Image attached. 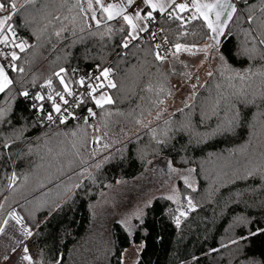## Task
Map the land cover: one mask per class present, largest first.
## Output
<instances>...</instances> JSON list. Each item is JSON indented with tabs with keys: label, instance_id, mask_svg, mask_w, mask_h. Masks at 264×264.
<instances>
[{
	"label": "trees",
	"instance_id": "trees-1",
	"mask_svg": "<svg viewBox=\"0 0 264 264\" xmlns=\"http://www.w3.org/2000/svg\"><path fill=\"white\" fill-rule=\"evenodd\" d=\"M16 4L0 33L10 44L0 53L11 59L12 80L0 92V218L20 214L33 238L32 263L123 264L126 250L141 244L135 264H264V0H238L211 75L146 128L172 108L175 83L194 72L195 51L210 35L201 18L164 13L160 28L173 49L161 61L153 42L129 40L122 17L93 23L82 0ZM108 63L115 87L94 94L111 97L95 105L96 126L86 118L92 95L64 123L38 131L31 100L53 105L49 95L57 103L66 93L61 77L73 90L78 68ZM159 158L189 170L194 182L179 181L177 198L155 197L128 227L115 223L110 248L92 243L99 198Z\"/></svg>",
	"mask_w": 264,
	"mask_h": 264
},
{
	"label": "rangeland",
	"instance_id": "rangeland-1",
	"mask_svg": "<svg viewBox=\"0 0 264 264\" xmlns=\"http://www.w3.org/2000/svg\"><path fill=\"white\" fill-rule=\"evenodd\" d=\"M93 23L95 22L93 21ZM136 32L137 29L135 32L131 29L132 36H135ZM212 45L214 46V42L213 40H210L207 43V46L212 47ZM208 47L204 50L206 54L203 57L204 59L195 64L194 72L191 77L185 82L175 83L176 96L172 103V108L169 107L159 112L142 128L153 126L159 121L169 117L179 104L183 103L185 100L188 101L191 98L193 95L192 93H194L193 90L196 88L197 84L205 81L209 75H211V56L215 49ZM101 96H104L105 99L110 98L111 100L109 91L104 90L93 96V102L95 105H97L96 100ZM104 103L105 102L101 101V105ZM181 180L186 181L187 183L194 182L189 170H182L175 167L167 158H159L154 160L146 172L141 176L117 183V185L100 197L99 202L93 206L94 224L90 233L91 242L98 244L103 248H110L112 246V233L115 223H121L128 227L133 218L142 217L145 206L157 196L165 195L173 199L177 198L178 183ZM9 214H15L17 217L21 218L20 214L15 209L10 211ZM9 214H7V216ZM5 218L6 214L0 218V226L3 224ZM18 228L21 230L20 232ZM18 228L16 227V232L14 231V227L13 229L10 226H7V229L5 227V233L0 238V255L4 256V254H7L6 250L8 248L10 249L12 243H18L23 239L24 231L27 230L23 219H21ZM12 232L15 234V238L10 234ZM13 238L14 240H12ZM140 248L141 244H132L124 254L123 264H135ZM181 264H189V261Z\"/></svg>",
	"mask_w": 264,
	"mask_h": 264
},
{
	"label": "snow or ice",
	"instance_id": "snow-or-ice-1",
	"mask_svg": "<svg viewBox=\"0 0 264 264\" xmlns=\"http://www.w3.org/2000/svg\"><path fill=\"white\" fill-rule=\"evenodd\" d=\"M28 3H34V0H27ZM97 4H100L101 10L103 13H106V19L107 20H112L116 17H122L123 20L127 23V25H129L132 29L133 32L136 31L137 29V24L134 22L135 21H139L141 19H154L153 17V12L156 11L157 9H159L160 12H164L165 11V7L163 4H158V3H154L153 0H142V3H144L145 5H147L149 8H151L152 11H149L146 13V15L144 17H141L140 13L138 11H135V17H133L132 15H126L125 11L126 9H124L123 7H118L117 5H113V4H108V5H104L101 0H96ZM129 5H131L133 3V0H128ZM172 4L175 5V9H178L180 12L185 11L186 9H188L189 5L186 3H180V4H175V0H172ZM171 6V5H170ZM92 5L91 3H89V8H91ZM192 7H194L196 9V11L200 14L201 17H203L204 21L207 24L208 29H210L213 33L219 35L222 33L223 31V27L227 24V22L232 18L233 13H235L236 11V6L235 4H233L231 2V0H223V2H221V0H215L214 3H203L200 4L198 3V0H193L192 3ZM17 10V4H16V0H0V12H6V11H10V14L3 17V19H0V32H3L4 30V25L8 20L12 19V16L15 15ZM215 12V23L213 22L212 18H211V14ZM170 17H172V13L168 14ZM223 17V19H222ZM176 19H181V17L179 15L175 16ZM195 18V17H194ZM93 19H95V15H93ZM97 23L99 24V21H97ZM147 27H142L140 28V31H146ZM9 31H11V29L9 28ZM14 35V33H13ZM57 35H59V33H57ZM131 35V34H130ZM133 39H135V36H132ZM0 43H8V37L4 36L3 39H0ZM262 43H264V41H262ZM125 48L128 46V42L125 41L124 45ZM16 47L20 48L21 51H24V45L23 44H17ZM157 48H159L160 46L157 45ZM184 46L180 45V44H176L175 48L177 51H180ZM184 50H188L190 51V49H186L184 48ZM11 58L12 60H16L19 57L17 56V54L15 52L11 53ZM156 58L158 60H164L165 57H161L159 55V53L156 54ZM15 70V69H14ZM20 71H23V69H20ZM64 70L61 69V72H63ZM109 74L108 70L105 69L104 72L102 73L103 76H107ZM57 76H59V73H56ZM99 79V77L97 78ZM60 82L61 84H64V90L65 92H67L69 95H71V91L68 88V85L64 83L63 78H60ZM51 80L47 81L48 86H51ZM80 83L83 85L84 81L81 80ZM11 84V80L8 78L7 74L4 71L3 66H0V92H3L5 90V88ZM109 86L111 87H115L114 84H111V82H109ZM91 88V86H89ZM100 87H103V85H100ZM96 89L95 88H91V92H95ZM91 94V93H90ZM22 95L27 96L28 93L24 92L22 93ZM57 95H60L59 93H57ZM61 100L63 101V103L67 104L68 101L64 99V97L61 95L60 96ZM35 99L37 100H43L44 97L37 95L35 97ZM49 100L53 101V107L55 112L60 113L61 109H60V105L56 104L53 97L51 95H49L48 97ZM95 99V98H94ZM101 101L105 102V103H111L110 98L105 99L104 96H101L99 99L96 100V104L97 106H102L101 105ZM40 110H43V106H40ZM90 114H93L91 112V109H89ZM47 119L52 120L53 117L51 114L48 115ZM66 120V117H61L60 122L64 123ZM13 181L15 180V176H13ZM189 205L191 206V200H189ZM11 216L12 219H14L16 221L17 224H19L21 222L20 217H17L15 214H9ZM181 215H184V213H181ZM8 220L5 219L3 221V226H0V235L5 233V226L8 225ZM177 226H179L180 220L179 218H177L176 220ZM27 235H31V232L28 231L26 233ZM25 252H27V248H25ZM5 259H7V257H5ZM25 260H31L30 256H25L24 257Z\"/></svg>",
	"mask_w": 264,
	"mask_h": 264
},
{
	"label": "crops",
	"instance_id": "crops-1",
	"mask_svg": "<svg viewBox=\"0 0 264 264\" xmlns=\"http://www.w3.org/2000/svg\"><path fill=\"white\" fill-rule=\"evenodd\" d=\"M82 1H83V4L85 6L86 11L89 13V15L91 16L92 20L95 23L97 21L106 19V15L107 14L102 12L100 4H97L96 0H82ZM101 2L105 6L108 5V4H113V5H117L118 7H123L124 9H126L125 14L126 15H132L133 17H135V11H138L140 13L141 17L145 16L144 12L152 11L151 8H149L147 5L142 3V0H133V3L131 5H129L128 0H101ZM153 2L164 5L165 11L162 12V13H174V14L179 15V14H182L184 12H187L186 15H185V18L187 20L188 19H192L194 17L195 18H201L202 21L206 24V22L204 21L203 17H201L200 14L196 11V9L194 7H192L193 0H175V4L186 3V4L189 5L188 9H186L185 11H182V12H180L178 9H175V5L172 4V0H153ZM214 2H215V0H198V3H200V4H203V3H214ZM221 2H223V0H221ZM231 2L233 4H235L236 9H237L238 8V0H231ZM89 3H91V5H92L91 8H89ZM156 11H159V9H157ZM98 12H99V15H98ZM9 14H10V11L0 12V19H3V17H5V16H7ZM93 15H95V19H93ZM211 18H212L213 22L215 23V12H213L211 14ZM222 19H223V17H222ZM134 22L138 25L137 26V32H136V35H135L137 37V36H140L142 33L145 32V31H140V28L146 26V21H145V19H141L139 21H135V19H134ZM226 25L223 27V31L219 35L213 33L209 29L210 30V35L208 36V38L206 39V41L203 44H201L200 46L197 47V49L195 51L196 53L200 54V60L199 61L204 59L203 57L206 55L204 50L206 49V47H208L207 43L210 40H213L214 46L212 45V47H208V48L217 49V47L220 44V41H221V38H222V34H223L224 30H225ZM212 56H213V54H212ZM212 56H211V59H212ZM10 60L11 59L9 58L8 55L0 53V66H3L5 73L7 74L8 78L11 80V76H10V73L8 71V68H7V65L9 64ZM11 82H12V80H11ZM5 219H7L8 222H9L7 226H10L12 229L14 227L15 228L14 231L17 232L16 227L18 228L19 224H17L14 220H12L10 215H8ZM1 226H3V224ZM7 226H5L6 229H7ZM18 230H19V232L21 231L19 228H18ZM27 232H28V228H27L26 231H24V236H23V239L21 241H19L18 243H12L10 249L8 248L6 250L7 254H4V256L0 255V264H33L32 263V255H31V252H30V249L32 248L31 245H32V242H33V238L31 237V235H27L26 234ZM10 234H12L14 236V238H15V234L13 232L10 233ZM2 235H0V238H1ZM14 238L12 240H14ZM25 248H27V252H25ZM26 255L31 257L30 261L24 259V257ZM5 257H7V259H5Z\"/></svg>",
	"mask_w": 264,
	"mask_h": 264
},
{
	"label": "built area",
	"instance_id": "built-area-1",
	"mask_svg": "<svg viewBox=\"0 0 264 264\" xmlns=\"http://www.w3.org/2000/svg\"><path fill=\"white\" fill-rule=\"evenodd\" d=\"M163 15L164 13L160 11H154L153 12L154 19L145 20L147 30L141 36H147L149 39L154 41L156 45H159L160 47L157 48L159 54L163 57H166L170 55L172 47L167 36L163 33L162 29L160 28V21ZM3 45L5 46L6 44L3 43ZM105 69H107V67L103 69L100 68L90 69L87 67H81L78 70V75H79L78 83L80 88L79 91H83V92L71 91L72 93L71 95H69L67 92L64 93L62 96L64 97L65 100L68 101V103L67 104L63 103L61 99L56 103L60 105V109H61L60 113L55 112L53 105L50 104L48 101L36 102L34 100H31L29 103V109L32 112V116L35 120L38 131L44 132L47 129L54 127L57 123L60 122L62 116L67 118L71 103L81 100L83 96L91 97L92 95H94L96 92H89V91H91V88L94 87H97V89L101 88L100 84H102L101 81V78L103 77L102 73L104 72ZM113 75L114 74L109 70V74L106 77L104 76V78H106L108 81L105 84L109 85V82H111V84H114ZM98 77L99 79H97ZM81 80L84 81L83 85L80 83ZM89 86H91V88ZM107 87H111V86H107ZM26 92L28 94L30 93L29 90ZM41 105L43 106L42 111L40 110ZM94 105L95 104L92 103V105L88 108L87 117H86L90 125L93 127L96 126V122H97L96 108ZM89 109H91V112L94 113V115L90 114ZM49 114L52 115L53 117L52 120L47 119Z\"/></svg>",
	"mask_w": 264,
	"mask_h": 264
},
{
	"label": "bare ground",
	"instance_id": "bare-ground-1",
	"mask_svg": "<svg viewBox=\"0 0 264 264\" xmlns=\"http://www.w3.org/2000/svg\"><path fill=\"white\" fill-rule=\"evenodd\" d=\"M163 31V30H162ZM146 32V31H145ZM144 32V33H145ZM144 33H142V34H144ZM164 33V32H163ZM141 34V35H142ZM165 34V33H164ZM135 36L136 38L135 39H133L132 38V35L131 36H129V40L131 41V42H134V41H139V40H148V41H150V42H153L154 44H155V47L157 46L156 45V43L154 42V41H152L151 39H149L147 36ZM170 42V41H169ZM171 44V43H170ZM171 47H172V44H171ZM9 48H10V44L9 43H7L5 46L3 45V43H1L0 44V52H7L8 50H9ZM173 49V48H172ZM156 51H157V53H159L158 52V49H157V47H156ZM171 53H172V50H171ZM171 53H170V55H171ZM160 55V54H159ZM170 55H168V56H166L165 58H167V57H169ZM161 56V55H160ZM161 57H163V56H161ZM13 65L12 64H10V67H12ZM82 67H85V66H82ZM107 67V70H108V72H109V70L114 74L113 75V80H114V78H115V70L112 68V66H111V64L110 63H108V64H106V65H104V66H102V67H95V68H100V69H103V68H106ZM81 68V67H80ZM80 68H78L77 69V71H76V75H77V79H78V81H79V75H78V70L80 69ZM88 68V67H87ZM90 69H92V68H90ZM101 81H102V84H100V85H104L105 83H107L108 81H107V79L106 78H104V76L101 78ZM107 86H109V85H107V84H105L103 87H101V88H104V87H107ZM95 89H96V91L95 92H97L98 90H101V88L100 89H97V87H94ZM79 86L77 87V88H75V89H73V90H70V91H73V92H78L79 91ZM30 91V90H29ZM31 92V91H30ZM79 92H83V91H79ZM89 92H91V91H89ZM84 97V96H83ZM82 97V98H83ZM34 101H36V102H39L38 100H36V99H34ZM81 102V100H79V101H76V102H73V103H71V105H70V107H69V110L73 107V106H75V105H78L79 103ZM92 105V103L90 104V106ZM89 106V107H90ZM95 106V105H94ZM95 108H96V106H95Z\"/></svg>",
	"mask_w": 264,
	"mask_h": 264
}]
</instances>
